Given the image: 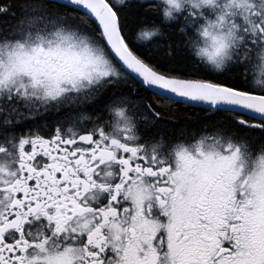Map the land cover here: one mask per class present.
Masks as SVG:
<instances>
[{
    "label": "snow or ice",
    "instance_id": "obj_1",
    "mask_svg": "<svg viewBox=\"0 0 264 264\" xmlns=\"http://www.w3.org/2000/svg\"><path fill=\"white\" fill-rule=\"evenodd\" d=\"M0 264H264V0H0Z\"/></svg>",
    "mask_w": 264,
    "mask_h": 264
},
{
    "label": "flooded vegetation",
    "instance_id": "obj_2",
    "mask_svg": "<svg viewBox=\"0 0 264 264\" xmlns=\"http://www.w3.org/2000/svg\"><path fill=\"white\" fill-rule=\"evenodd\" d=\"M87 111L91 112V111H93V109H92L91 107H89V108L87 109ZM29 123H30V122H29Z\"/></svg>",
    "mask_w": 264,
    "mask_h": 264
}]
</instances>
